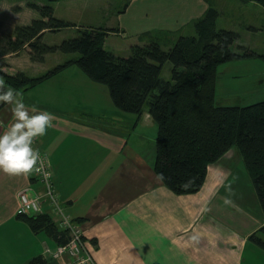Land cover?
I'll list each match as a JSON object with an SVG mask.
<instances>
[{
  "label": "crops",
  "instance_id": "0c3cea01",
  "mask_svg": "<svg viewBox=\"0 0 264 264\" xmlns=\"http://www.w3.org/2000/svg\"><path fill=\"white\" fill-rule=\"evenodd\" d=\"M209 6V0H129L118 10L117 25L111 14L112 23L88 27L107 30L105 49L111 37L130 32L135 41L128 53L107 49L128 56L132 45L155 37L170 48L175 38L169 32L195 22ZM22 54L25 68L17 65ZM47 55L33 62L22 50L1 56L0 64L8 73L37 76L53 68ZM172 67L166 63L161 77L171 79ZM217 78L218 69L215 99ZM104 85L70 65L23 90L29 105L56 114L36 144L51 160L66 211L80 224L88 264H264V248L249 238L261 234L264 208L258 195L237 196L247 173L251 178L241 148L234 145L212 162L198 191L176 193L155 171L158 124L148 108L140 115L121 110ZM11 115L0 108V129ZM30 184L42 189L34 174L0 170V264H69L68 253L55 256L60 243L49 232L33 230L20 217L19 192Z\"/></svg>",
  "mask_w": 264,
  "mask_h": 264
},
{
  "label": "trees",
  "instance_id": "16d2710c",
  "mask_svg": "<svg viewBox=\"0 0 264 264\" xmlns=\"http://www.w3.org/2000/svg\"><path fill=\"white\" fill-rule=\"evenodd\" d=\"M264 4V0H259ZM41 17L29 24L17 25L8 32L0 21V57L27 50L33 62H43L49 53L79 52L77 58L57 64L37 76L24 71L8 73L0 64V78L21 91L31 88L62 69L75 64L92 80L105 84L114 104L138 115L147 107L158 124L155 171L176 193L198 191L208 166L234 145L241 148L258 198L264 208V100L245 105H217L215 84L220 64L254 55L253 50L231 47L238 32L216 28L219 11L209 6L194 22L196 34L180 35L164 49L158 38L132 45L128 56H119L104 48L106 29L90 27L81 35L50 45L43 42L46 31L59 30L72 23L54 15L51 5L29 2ZM20 8V7H18ZM172 64L171 79L161 72ZM2 105H0V108ZM35 231L46 230L59 243L68 241L48 214H21ZM261 234L250 240L264 248ZM33 264H45L34 259Z\"/></svg>",
  "mask_w": 264,
  "mask_h": 264
},
{
  "label": "rangeland",
  "instance_id": "374dc122",
  "mask_svg": "<svg viewBox=\"0 0 264 264\" xmlns=\"http://www.w3.org/2000/svg\"><path fill=\"white\" fill-rule=\"evenodd\" d=\"M209 1L219 11L216 28L231 29L239 34V38L231 46L233 50L241 52V46H244L255 52L254 55L220 64L216 103L244 106L264 100V4L259 0H256L257 2L254 0ZM29 2L51 5L56 17L72 23V25L59 30L45 33L43 42L55 45L65 39L81 35L82 30L89 28V25L112 23L111 14L116 15L114 25H117L118 10L123 9L129 0H112V3L110 1L107 3V0L106 2L105 0H0V21L4 22L8 32L12 33L17 25L29 24L32 19L41 17V13L37 9L28 6ZM107 5H112L115 10L108 9ZM178 31L177 33L169 32V36L175 38L173 42L180 35L196 34L194 21ZM134 41L131 33L127 32L126 35L111 37L105 46L107 49L115 50V53L123 55L128 53L124 51L128 50ZM79 55V52L49 53L47 63L52 65L50 67H54L58 63L56 61L60 60L63 63L69 59L77 58ZM23 56L24 54L17 65L21 63L20 65L25 68V64L29 63L28 59ZM72 65L78 68L77 65ZM27 69H29V73H32V68L27 67ZM44 71L47 70L44 69L41 73ZM165 75L166 68L162 73L163 77H166ZM241 191L243 194H237V196L246 195L249 198H253V196L257 198L255 186L249 173H247V183L244 184Z\"/></svg>",
  "mask_w": 264,
  "mask_h": 264
},
{
  "label": "clouds",
  "instance_id": "9594fccd",
  "mask_svg": "<svg viewBox=\"0 0 264 264\" xmlns=\"http://www.w3.org/2000/svg\"><path fill=\"white\" fill-rule=\"evenodd\" d=\"M0 105L12 114L7 126L0 129V170L13 175L42 173L50 177L52 173L45 166L50 168L51 160L41 154L34 141L53 126L56 114L29 105L23 91L3 78H0Z\"/></svg>",
  "mask_w": 264,
  "mask_h": 264
},
{
  "label": "built area",
  "instance_id": "2783aa9c",
  "mask_svg": "<svg viewBox=\"0 0 264 264\" xmlns=\"http://www.w3.org/2000/svg\"><path fill=\"white\" fill-rule=\"evenodd\" d=\"M39 138V137H38ZM35 146H37L36 141ZM38 147V146H37ZM39 148V147H38ZM43 156L49 159L48 155L40 149ZM46 170L51 171L50 177H45L42 173H34L35 178L42 184V189H37L28 185L19 192L20 211L23 214H48L57 226L67 233L69 239L65 243H60L55 256L68 253L69 264H88L91 257L84 254L85 240L82 229L76 218L66 211L62 202L60 191L55 186V171L51 164Z\"/></svg>",
  "mask_w": 264,
  "mask_h": 264
}]
</instances>
